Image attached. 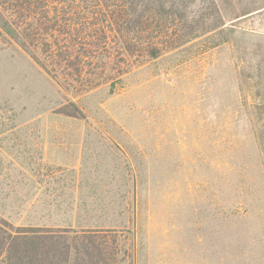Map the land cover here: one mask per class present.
I'll return each mask as SVG.
<instances>
[{
  "label": "rangeland",
  "instance_id": "1",
  "mask_svg": "<svg viewBox=\"0 0 264 264\" xmlns=\"http://www.w3.org/2000/svg\"><path fill=\"white\" fill-rule=\"evenodd\" d=\"M214 2L215 30L75 99L0 41V215L83 199L115 213L121 264H264V0ZM45 167L84 174L51 194Z\"/></svg>",
  "mask_w": 264,
  "mask_h": 264
},
{
  "label": "trees",
  "instance_id": "2",
  "mask_svg": "<svg viewBox=\"0 0 264 264\" xmlns=\"http://www.w3.org/2000/svg\"><path fill=\"white\" fill-rule=\"evenodd\" d=\"M221 24L214 0H0V41L25 51L73 99L103 84L112 87L138 60H156ZM60 113L82 114L73 101ZM261 141L264 151V132ZM42 170L38 175L48 178L44 189L51 194L59 180L69 189L84 174ZM54 206L48 203L47 214L26 224L0 215V264L122 263L115 213L101 214L92 203L86 208L82 199L58 217Z\"/></svg>",
  "mask_w": 264,
  "mask_h": 264
},
{
  "label": "crops",
  "instance_id": "3",
  "mask_svg": "<svg viewBox=\"0 0 264 264\" xmlns=\"http://www.w3.org/2000/svg\"><path fill=\"white\" fill-rule=\"evenodd\" d=\"M232 51H239V50H235V49H233ZM249 51H261V49H260V50H258V49H254V50H249Z\"/></svg>",
  "mask_w": 264,
  "mask_h": 264
}]
</instances>
